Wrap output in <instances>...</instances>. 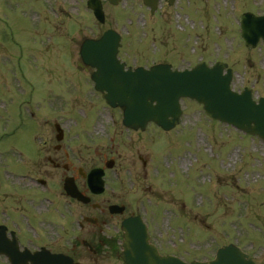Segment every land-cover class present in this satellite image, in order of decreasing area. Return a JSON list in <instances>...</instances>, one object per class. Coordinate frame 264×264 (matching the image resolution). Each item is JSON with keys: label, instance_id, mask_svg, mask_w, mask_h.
<instances>
[{"label": "rangeland", "instance_id": "374dc122", "mask_svg": "<svg viewBox=\"0 0 264 264\" xmlns=\"http://www.w3.org/2000/svg\"><path fill=\"white\" fill-rule=\"evenodd\" d=\"M102 4L103 24L95 20L86 0L56 4L54 0H0V101L16 97L15 80L24 73L37 87L38 99L39 93H49L72 107L86 105L90 82L85 72L71 65L78 59L81 40L106 28L125 36L121 53L127 50L133 62L168 60L182 67L220 60L234 71V90L248 87L255 99L264 96V42L246 47L238 27V15L245 10L263 12L264 0L161 2L146 29L148 9L142 0H122L118 5L102 0ZM182 107V123L168 132L149 125L141 133H127L119 122L113 126L115 131L111 128L116 134L111 144L116 148L109 149L110 142L99 129L109 128L105 115L94 129L104 140L73 144L90 161L106 156L122 166V183L115 187H125L121 193L130 205L137 197L147 200L151 217L167 231L164 241L171 252L176 251L171 245L176 241L177 253L186 260L202 259L220 244L233 242L255 264H264V141L211 120L193 100L187 99ZM77 111L84 116L82 108ZM128 135L134 142L126 141ZM132 168L142 192L128 191L132 179L127 174ZM171 221L181 231L171 227Z\"/></svg>", "mask_w": 264, "mask_h": 264}, {"label": "flooded vegetation", "instance_id": "af4514ba", "mask_svg": "<svg viewBox=\"0 0 264 264\" xmlns=\"http://www.w3.org/2000/svg\"><path fill=\"white\" fill-rule=\"evenodd\" d=\"M38 108L32 106L28 117L33 122L28 125L31 139L21 133L24 124L16 133L19 124L14 128L15 124L6 123L3 129L10 131L0 136H6L0 139V225L5 226L8 239L14 231L21 248L33 250L44 246L74 259L87 258L93 264H113L121 251L120 221L136 212L123 201V193L90 192L86 176L92 168L101 167L103 159L93 157L90 161L87 156L76 154L70 145L58 143L51 126L42 138L46 127L41 126L48 122H39ZM13 135L14 139H9ZM112 169L105 170V175ZM67 176L89 197L87 203L65 194L62 185ZM112 204H117L118 212L110 211ZM145 222L152 236L151 226ZM16 228H21L23 234L33 229L39 238L37 242L43 244H31L29 235H19ZM21 238L27 239V243ZM0 259L6 262L4 257Z\"/></svg>", "mask_w": 264, "mask_h": 264}, {"label": "water", "instance_id": "95a60500", "mask_svg": "<svg viewBox=\"0 0 264 264\" xmlns=\"http://www.w3.org/2000/svg\"><path fill=\"white\" fill-rule=\"evenodd\" d=\"M117 1L111 0L112 3ZM144 1L153 6L156 0ZM88 4L93 8L96 16L102 20L99 1L90 0ZM240 23L241 36L247 45L254 46L260 37L264 39V15L255 16L245 13L241 16ZM116 45L117 38L106 33L98 41H85L81 54L86 63L99 69L93 78L98 80L100 76L99 88L108 90L110 95L105 96L109 101L118 102L126 107V124L135 126L145 120L153 119L159 120L160 124L167 128L178 114V97L189 95L202 101L210 116L231 122L264 138V100L255 103L246 92L231 93L227 86L229 77L222 75L219 69H207L202 66L190 71L161 73L160 70L163 69L156 67L154 72H124L122 67L118 66L115 56ZM162 78L172 81H164ZM153 100L155 105L151 104ZM166 115L173 116V120L167 122ZM143 235L142 225L139 223L133 225L132 234L128 235L131 257L128 255L124 257L126 262L145 264ZM149 252L151 256H148L147 260H151L154 264H186L171 256H159L151 246H149ZM59 258L58 256L53 258L52 264H63ZM190 264L249 263L245 260V254L231 246L219 249L213 261Z\"/></svg>", "mask_w": 264, "mask_h": 264}]
</instances>
